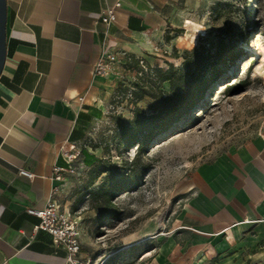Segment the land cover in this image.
Listing matches in <instances>:
<instances>
[{"label": "crops", "instance_id": "obj_1", "mask_svg": "<svg viewBox=\"0 0 264 264\" xmlns=\"http://www.w3.org/2000/svg\"><path fill=\"white\" fill-rule=\"evenodd\" d=\"M6 59L0 74V264H69L51 235L35 231L55 192L62 211L77 217L69 183L53 177L65 165V143L80 146L105 119L124 60L94 73L101 55L100 15L117 2L111 52L148 60L173 48L174 10L168 0H6ZM172 26V25H171ZM25 169L34 176L19 174ZM82 259L91 242L82 236ZM134 264H264V129L238 149L201 165L191 197L175 212L169 233ZM168 236V237H166ZM166 239V240H165ZM165 240L161 243V241ZM84 244V245H83ZM87 264V263H86Z\"/></svg>", "mask_w": 264, "mask_h": 264}, {"label": "rangeland", "instance_id": "obj_2", "mask_svg": "<svg viewBox=\"0 0 264 264\" xmlns=\"http://www.w3.org/2000/svg\"><path fill=\"white\" fill-rule=\"evenodd\" d=\"M168 1L174 10L170 22L176 41L173 48L149 55L152 65L133 58L123 65L109 113L90 127L80 145L77 169L66 175L82 236L92 243L86 245L89 264H134L144 252L156 251L158 237L168 235L175 212L191 197L198 168L238 149L264 129V73L257 70L263 59L264 0ZM221 40L237 54L233 64L204 94L196 96L188 115L157 138L142 159L149 170L135 191L117 195L114 202L122 213L108 220L91 194L104 176L90 185L97 163H86L82 150L111 163L131 161L136 146L125 147L118 125L132 119L137 108L152 113L153 95L171 92L170 84L159 79L169 63L181 69L186 51ZM212 68L207 70L209 76ZM231 85L236 89H226ZM136 93L145 96L137 100Z\"/></svg>", "mask_w": 264, "mask_h": 264}, {"label": "trees", "instance_id": "obj_3", "mask_svg": "<svg viewBox=\"0 0 264 264\" xmlns=\"http://www.w3.org/2000/svg\"><path fill=\"white\" fill-rule=\"evenodd\" d=\"M237 54L233 52L224 40L216 45L201 44L192 51L184 54V63L181 69L169 63L168 69L159 76L160 81L170 84L171 92L154 94L156 104L152 106V113L147 114L137 108L130 120H124L118 125L122 143L125 147L136 146V154L131 161L121 164L111 163L96 157L88 150H82L86 163H97L93 170L94 182L101 178L102 185L91 191V194L102 206V214L108 220H116L121 211L114 199L119 193L135 191L149 170L150 165L142 162L143 157L149 153L154 142L163 133L169 131L183 117L193 109L198 94H204L211 84L223 76L233 64ZM212 60V61H211ZM213 66V68H212ZM212 68L209 76L207 70ZM229 91L236 89L229 86ZM145 93H136V99H143ZM126 150V149H125ZM209 264H219L213 259Z\"/></svg>", "mask_w": 264, "mask_h": 264}, {"label": "built area", "instance_id": "obj_4", "mask_svg": "<svg viewBox=\"0 0 264 264\" xmlns=\"http://www.w3.org/2000/svg\"><path fill=\"white\" fill-rule=\"evenodd\" d=\"M121 6L117 2L113 6H107L101 13V22L105 26L102 41L101 55L94 64V73L98 75H107L112 69L114 63L124 60L125 64L132 58L126 52H111L108 47V38L110 27L117 22V8ZM143 63V60H140ZM81 154L80 146L76 144H63L60 149V155L64 159L65 165H56L53 167V177L62 181L68 173L74 172L76 160ZM20 175L33 177L34 175L25 169L19 171ZM52 197L42 208L30 207L27 212L39 219L35 226V231H44L51 235L57 245H61L67 253V262L69 264H89L90 261L82 259V242L79 228V219L70 213L62 211L57 200Z\"/></svg>", "mask_w": 264, "mask_h": 264}, {"label": "water", "instance_id": "obj_5", "mask_svg": "<svg viewBox=\"0 0 264 264\" xmlns=\"http://www.w3.org/2000/svg\"><path fill=\"white\" fill-rule=\"evenodd\" d=\"M7 2L0 0V74L6 59Z\"/></svg>", "mask_w": 264, "mask_h": 264}, {"label": "bare ground", "instance_id": "obj_6", "mask_svg": "<svg viewBox=\"0 0 264 264\" xmlns=\"http://www.w3.org/2000/svg\"><path fill=\"white\" fill-rule=\"evenodd\" d=\"M261 57H263L260 65L257 67V70L264 73V47L262 48V54Z\"/></svg>", "mask_w": 264, "mask_h": 264}]
</instances>
